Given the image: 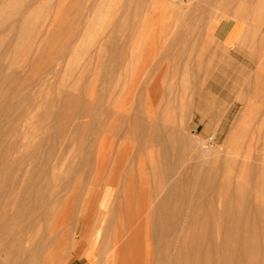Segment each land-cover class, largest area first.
I'll list each match as a JSON object with an SVG mask.
<instances>
[{
	"label": "rangeland",
	"instance_id": "374dc122",
	"mask_svg": "<svg viewBox=\"0 0 264 264\" xmlns=\"http://www.w3.org/2000/svg\"><path fill=\"white\" fill-rule=\"evenodd\" d=\"M166 1L0 0V133L26 113L29 139L50 131L47 151L75 130L58 171L76 196L95 191L86 160H114L122 148L143 190L167 196L162 216L175 226L170 251L183 252L181 264H247L224 250L246 240L224 236L225 223L257 233L251 257L264 264V1ZM15 159L0 168V191L27 161ZM30 176L16 191L46 189Z\"/></svg>",
	"mask_w": 264,
	"mask_h": 264
},
{
	"label": "bare ground",
	"instance_id": "6f19581e",
	"mask_svg": "<svg viewBox=\"0 0 264 264\" xmlns=\"http://www.w3.org/2000/svg\"><path fill=\"white\" fill-rule=\"evenodd\" d=\"M161 1L163 6L168 7L169 2ZM140 7L137 6V9ZM25 114L18 124L11 125L8 135L6 130L0 133V168L7 164L8 155L14 159L23 156L27 160L12 177L14 185L0 191V264H7L1 254L9 255L10 264H78L80 256H83V264H158L160 238L165 231L169 249L163 256L164 264L182 263L183 252L170 251L175 226L164 221L162 216L167 210V201L164 200L167 196L156 201L158 192L143 190L144 182H137L134 167H127L118 156L122 148L114 160L100 156L94 163L86 160L87 168L83 169V173L93 177L88 185L95 191H81L76 196V191L69 190L70 179L62 177L58 171L67 142L74 136L75 130L68 131L61 142L56 140L65 142V149L61 145L63 149L58 150V144L54 143L47 151H42L50 131L46 128L48 134L47 131L42 132L44 134L38 140L29 139L28 117ZM15 117L19 118L18 115ZM9 135L13 138L9 139ZM84 149L86 158L94 155L92 145ZM33 170L38 172L36 182L42 179L46 189L34 191L33 186L30 191H16L20 182L22 185L30 179ZM55 176L58 180L53 181ZM195 181H198L195 182L197 185L203 183L199 178ZM114 191L107 217L97 234L99 243L94 248L92 234L103 213V206L111 200ZM75 197H79L77 204ZM87 218L88 224L82 229V222ZM222 228L227 230L226 237L246 239L240 249L226 245L224 250L229 254L240 252L246 257L247 264H256L251 253L259 244L249 242L251 239L248 238L257 233L252 230L243 234L233 232L229 223Z\"/></svg>",
	"mask_w": 264,
	"mask_h": 264
},
{
	"label": "crops",
	"instance_id": "0c3cea01",
	"mask_svg": "<svg viewBox=\"0 0 264 264\" xmlns=\"http://www.w3.org/2000/svg\"><path fill=\"white\" fill-rule=\"evenodd\" d=\"M228 34H229V31H228V33L224 36V38L222 39L223 41L226 40L225 38H227ZM224 45H225V44H224ZM225 46L228 47V48H232V47H233V44H230V46H227V45H225Z\"/></svg>",
	"mask_w": 264,
	"mask_h": 264
}]
</instances>
